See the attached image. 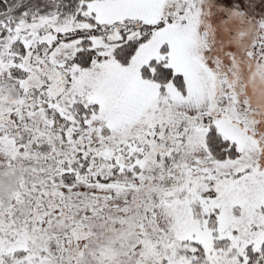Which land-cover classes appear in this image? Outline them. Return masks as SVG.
Segmentation results:
<instances>
[{
  "label": "snow or ice",
  "instance_id": "1",
  "mask_svg": "<svg viewBox=\"0 0 264 264\" xmlns=\"http://www.w3.org/2000/svg\"><path fill=\"white\" fill-rule=\"evenodd\" d=\"M0 264H264V0H0Z\"/></svg>",
  "mask_w": 264,
  "mask_h": 264
}]
</instances>
